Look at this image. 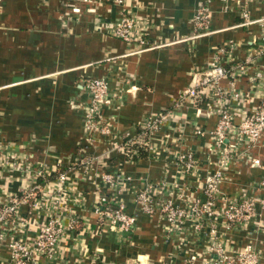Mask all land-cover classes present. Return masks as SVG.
Masks as SVG:
<instances>
[{"label":"crops","instance_id":"0c3cea01","mask_svg":"<svg viewBox=\"0 0 264 264\" xmlns=\"http://www.w3.org/2000/svg\"><path fill=\"white\" fill-rule=\"evenodd\" d=\"M201 10L208 17L199 25ZM127 12L144 19V37L154 47L135 48L110 33L107 25ZM214 61L227 73L213 77ZM258 70H264V0H0V143L55 174L39 184L55 180L75 159L93 161L92 172L77 185L82 198L71 210L79 223L63 238L60 258H40L37 264H184L189 252L199 251L204 253L197 264L203 257L214 260L206 226L172 234L161 215L140 209L135 191L148 182L166 183L168 190L183 185L189 198L211 200L216 208L229 199L258 196L264 166L251 158L264 164V131L254 146L239 141L215 190L203 185L220 169L211 131L222 109L236 125L264 111V82L253 78ZM90 77L106 78L115 95L102 113L107 134L86 125L83 83ZM190 88L198 91L195 98ZM161 112L169 113L168 122L143 135L142 124ZM121 144L133 155L120 150ZM141 146L145 153L136 159ZM184 151L192 154L196 173L178 160ZM114 172L131 178L119 195L128 212L137 214L130 233L112 228L98 210L106 211L99 197L111 190L98 188L97 176ZM25 186L20 170L0 166V200L18 196L33 236L44 212L36 210V196L23 200ZM258 213L243 226H220L233 264H243L237 256L248 245L264 264L259 206ZM10 255L8 242L0 243V263Z\"/></svg>","mask_w":264,"mask_h":264},{"label":"built area","instance_id":"2783aa9c","mask_svg":"<svg viewBox=\"0 0 264 264\" xmlns=\"http://www.w3.org/2000/svg\"><path fill=\"white\" fill-rule=\"evenodd\" d=\"M71 1V0H69ZM84 3H93L96 0H73ZM118 3L124 0H117ZM208 15L201 10L196 16V22L202 25ZM110 33L117 38L134 44L135 48H152L144 37L145 21L137 14L127 12L117 20L107 25ZM160 46V45H157ZM227 73L225 66L214 61L212 76L218 78ZM255 80L264 82V70H258L253 76ZM83 89L88 100L84 106L86 125L90 132H101L107 134L109 125L104 120L103 111L110 108L114 102V93L110 90L106 78H86ZM191 97H196L198 91L195 88L188 89ZM240 97L239 93L233 94ZM169 119L168 112H161L156 118L146 120L142 124L143 135L157 131L166 124ZM264 131V111L255 113L253 116L244 119L240 124H234L230 111L222 109L221 117L211 134L214 138V146L220 154V169L214 176L207 178L203 185L206 189L215 190L225 176L231 162L235 159L236 148L239 141H246L254 146L260 140ZM231 140L230 144L226 141ZM228 144V145H227ZM10 147V146H9ZM5 147L0 143V166L12 167L20 170L26 178V186L23 190L27 200L28 197L36 196V210L44 212V218L38 221V230L33 236L28 235V219L21 214V200L17 195L9 194L5 199L0 200V243L8 242L11 250L10 257L0 264H37L40 258L53 261L60 258L61 243L66 233L74 229L79 223L72 206L82 198L77 185L81 179L93 170V161L86 159H75L74 165L61 171L54 181L40 188L38 179L48 174L43 167H34L30 162L20 158L14 148ZM118 148L128 153L127 145L121 144ZM257 165L264 164L258 158H251ZM178 160L183 163L185 171H194L195 160L190 152L184 151L178 154ZM98 178L99 186L102 189L109 188V193L100 194L99 203L107 204L106 211H100L101 215L109 220L110 226L124 233H130L137 225V214L130 213L119 195L126 189L131 178L121 172L100 173ZM199 184H202L199 181ZM163 182H148L136 189L135 199L140 204V209L147 214H159L168 222L167 228L172 234L177 231L185 233L186 230H204L206 226L207 236L211 241L215 259H201V264H233L235 257L228 252V246L220 233V226L232 228L243 226L258 217V206L264 210V174L259 181L257 188L260 191L258 196L244 195L239 198L229 199L220 208L214 206L211 200L201 201L198 198H189L188 188L183 185L166 188ZM129 188V187H128ZM40 189L41 196L38 198L36 191ZM119 199V200H118ZM190 221L191 226L186 225ZM11 224V227L7 225ZM209 250V249H208ZM202 252H189L184 264H197L198 258L203 256ZM262 255L251 245L239 252L237 258L243 264H261ZM198 263V264H199Z\"/></svg>","mask_w":264,"mask_h":264},{"label":"trees","instance_id":"16d2710c","mask_svg":"<svg viewBox=\"0 0 264 264\" xmlns=\"http://www.w3.org/2000/svg\"><path fill=\"white\" fill-rule=\"evenodd\" d=\"M139 144H142V143H139ZM128 148V153L130 154V153H132V155H133V153H134V150H131V148H129V147H127ZM143 147L141 146L140 148H139V151L138 152H136L135 154H134V156H135V158L137 159L138 157L136 156L137 154H140V153H145L144 152V150L142 149ZM66 169L65 168H63V169H61V171H65ZM61 171H59V172H57V176L59 175V173L61 172ZM48 176V178H50V180H51V178L53 179L54 178V176H55V174H53V175H49V174H44V176H42V177H40V178H42V179H44L45 177H47ZM57 176H56V178H57ZM39 178V179H40ZM55 178V179H56ZM54 181V180H53ZM44 185H46V184H40V188L42 187V186H44ZM37 191L38 192H40V189H37ZM37 191H36V194H38L37 193ZM24 197H25V194H24ZM29 198V197H28Z\"/></svg>","mask_w":264,"mask_h":264}]
</instances>
